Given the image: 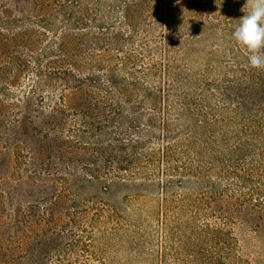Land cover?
<instances>
[{"label": "rangeland", "instance_id": "rangeland-1", "mask_svg": "<svg viewBox=\"0 0 264 264\" xmlns=\"http://www.w3.org/2000/svg\"><path fill=\"white\" fill-rule=\"evenodd\" d=\"M245 2L0 0L1 75L11 70L7 57L29 60L38 55L50 68H116L117 81L135 80L152 93L165 92L163 100L141 107L142 158L132 176L122 177L118 192L102 196L92 188H61L66 197L53 207L51 191L35 189L22 199L31 205H23L15 222L5 193L28 168L22 163L27 162L25 150L21 164L13 162L12 146L22 140L24 130L14 136L11 121L27 117L32 121L27 135L30 129L40 131L38 118L60 107L64 90L41 88L34 93L28 74L20 76L16 87L0 80V91L12 95L7 99L0 93L5 106L0 108V264H192L187 258L189 230L219 224L203 216V203L209 201L206 181L220 182L224 194L240 199L249 192L228 188L233 183L227 179L231 164L241 160L255 174L264 171L258 165L262 145L255 142L264 138V124L255 126L264 118V70L251 69L244 49L232 38ZM127 7L134 15L125 22ZM140 94H134V101H143ZM147 116L154 119L151 126ZM232 117H252L245 121L252 127L244 128ZM223 119L227 126L217 125ZM65 123L69 128L60 135L69 142L75 139L68 129L88 130L77 114L68 115ZM202 131H214L215 139L227 147L216 152L205 145L194 149L192 138ZM239 140L244 152L234 150ZM165 148L173 153L162 163L159 154ZM218 156L223 167L211 165ZM259 201L252 197V202ZM31 207L37 213L34 220ZM228 225L238 231L243 254L253 264H264V220H233Z\"/></svg>", "mask_w": 264, "mask_h": 264}, {"label": "trees", "instance_id": "trees-1", "mask_svg": "<svg viewBox=\"0 0 264 264\" xmlns=\"http://www.w3.org/2000/svg\"><path fill=\"white\" fill-rule=\"evenodd\" d=\"M133 15L134 12L127 7L123 20L128 22L130 18L133 19ZM115 35L109 40L110 43L116 39ZM104 46L106 49L109 45L104 42ZM7 59L8 65L11 66V70L8 71L9 75L6 73L5 76L1 75L0 70V80H5V85L16 87L20 83V76L28 74L34 93L41 88L54 91L59 87L64 90L58 98L60 107L55 108L50 116L43 117L41 120L38 118L40 131L36 128L30 129L32 134L27 135L28 124L32 123L27 117L25 119L13 118L11 121L14 136L19 134L17 130L20 128L24 130L22 140L12 146L16 147L13 162L15 165H20L21 159L24 160L22 154L25 150L27 162L22 163L28 168L25 177L21 176L16 186H9L5 193L9 208L14 207L13 212L16 215L14 221H19L23 205L26 207L31 205L23 202L22 199L29 196L30 191L35 189L42 190L44 193L51 191L50 195L54 196L51 202L53 207L54 201L66 197L67 192L64 190L66 188L67 191L92 188L102 196H110L118 192L120 187H123L122 177L132 176L135 166L142 158L140 150L143 143L140 141L143 136L139 126L141 107L145 102L152 104L156 103L157 99L163 100L165 92L158 89L152 93L135 80L130 83L123 79L117 81L116 68L108 70V67L102 68L105 66L101 65V67L100 64L85 71L72 65L71 67L50 68L38 55L29 57V60L17 55H11ZM31 63L35 67L31 68ZM7 92L8 94H5V89L0 91L4 96L6 95L7 99H12L10 92ZM139 92L142 93L140 95L143 101L136 102L134 94ZM26 102V112L29 113L31 107L28 101ZM0 108L5 109V106L0 104ZM73 114L81 118L84 123L83 127L88 130L68 129L70 137L75 139L74 142H69L60 134L66 130V127L69 128L65 119ZM233 118L240 120L244 128L252 127L245 122L253 119L252 117ZM125 119H128L127 123L124 122ZM226 120L223 119V122L217 125L227 126ZM147 121L151 126L154 119L147 116ZM257 121L255 126L264 124V118L257 119ZM251 123L253 125L256 120H252ZM195 134H198L196 130ZM197 136L194 135L192 139L196 141L191 142L194 149L203 148L202 145H205L206 150L214 147L213 151L216 152L218 148L227 147V144L219 137L215 139L214 131L201 132L200 137L203 144L200 142V137L196 138ZM258 140H255L258 146L262 145L258 165H261V169L264 170V138ZM240 142L239 140L236 143L234 150L244 152L242 145H238ZM171 153L173 152L169 148L163 149V153L159 154L162 163L170 160ZM213 157L208 156L209 159ZM216 162L217 164L211 162V165L224 166L221 156L216 158ZM241 162L243 161L231 164L227 179L231 178L233 183L228 184V188L232 186L233 189L246 190L249 192L247 197L244 195L237 199L234 196H228L224 194L220 182L206 181L205 190L208 192L206 197L209 201L203 203L206 208L203 216H211L219 224H203L189 230L188 240L191 251L187 258L192 264H253L243 254L244 247L237 237L238 231L234 228L235 226L228 224L233 225V220L244 222L255 218L264 220V171L261 174H255L253 169L240 165ZM252 197L260 198L261 201L252 202ZM41 199L36 200L34 204ZM30 212L32 220L36 219L37 213L33 207Z\"/></svg>", "mask_w": 264, "mask_h": 264}, {"label": "clouds", "instance_id": "clouds-1", "mask_svg": "<svg viewBox=\"0 0 264 264\" xmlns=\"http://www.w3.org/2000/svg\"><path fill=\"white\" fill-rule=\"evenodd\" d=\"M241 11L232 38L247 54L248 66L264 70V0H246Z\"/></svg>", "mask_w": 264, "mask_h": 264}]
</instances>
